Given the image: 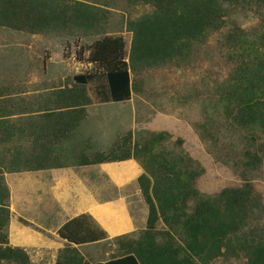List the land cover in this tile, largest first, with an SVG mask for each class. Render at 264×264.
<instances>
[{
  "label": "trees",
  "instance_id": "trees-1",
  "mask_svg": "<svg viewBox=\"0 0 264 264\" xmlns=\"http://www.w3.org/2000/svg\"><path fill=\"white\" fill-rule=\"evenodd\" d=\"M132 1L149 3L152 11L127 21L132 33L127 55L121 36L105 35L91 44L87 62L94 68L73 77L85 104L90 102L86 84L101 75L110 100L130 99V71L189 57L208 33L229 22L231 8L239 3L262 10L264 22V0ZM95 8L84 0H0V26L32 34L73 27L96 32L101 19ZM231 25L222 43L232 72L218 87V101L230 124L245 129L246 138L255 141L264 137V32L251 37ZM83 115L80 109L71 129ZM169 139L168 132L160 131L138 141L128 131L107 152L78 155L79 165L135 159L143 169L137 185L147 206L145 227L136 238L116 237L122 253L95 264H211L220 257L264 264V204L251 181L212 194L201 192L196 181L203 167L187 153L166 149L163 143ZM243 156L247 171L263 162V156L250 149ZM15 164L13 155H0V261L31 264L25 251L8 245L9 191L2 173ZM76 258H59L55 264H91Z\"/></svg>",
  "mask_w": 264,
  "mask_h": 264
},
{
  "label": "crops",
  "instance_id": "crops-1",
  "mask_svg": "<svg viewBox=\"0 0 264 264\" xmlns=\"http://www.w3.org/2000/svg\"><path fill=\"white\" fill-rule=\"evenodd\" d=\"M7 73L13 74L6 83L13 92L0 94V155H13L16 162L2 173L9 191L8 245L25 251L31 264L70 256L91 264L108 260L116 237L145 227L147 206L137 185L143 169L135 159L79 165L77 158L107 152L119 136L133 134L134 115L108 149L91 144L93 133L78 130L98 107L127 100H110L103 75L86 84L85 104L73 81L78 74L69 79L61 67H16ZM91 84L98 99L92 98ZM80 109L83 118L71 129Z\"/></svg>",
  "mask_w": 264,
  "mask_h": 264
},
{
  "label": "rangeland",
  "instance_id": "rangeland-1",
  "mask_svg": "<svg viewBox=\"0 0 264 264\" xmlns=\"http://www.w3.org/2000/svg\"><path fill=\"white\" fill-rule=\"evenodd\" d=\"M84 1L96 7L101 19L96 32L73 27L32 34L0 26V94L13 92V87L6 86L7 78L13 76L7 71L16 67L40 69L55 65L61 67L69 79L92 70L94 64H87L89 49L96 39L105 35L121 36L127 55L132 37L127 30V21L152 11L149 3L141 1ZM228 17L229 22L221 30L208 33L203 42L193 47L189 57L130 71V99L113 103L109 108L98 107V114L90 115L78 131L93 133L88 139L91 144L108 149L127 127L133 112V140L140 141L148 132H168L170 139L163 143L166 149L187 153L203 167L204 173L196 181L201 192L212 194L223 187L239 186L248 179L264 204V137H255L252 141L246 138L245 129L230 124L222 112L217 91L232 72L227 49L222 43L231 22L251 37H257L264 32L262 10L239 3L231 8ZM89 90L93 100L98 99L92 84ZM245 149L263 156V162L254 170L247 171L242 167ZM128 198L130 201L131 197ZM131 211L136 212L133 203ZM140 231L128 238H136ZM117 242L113 240V244L117 245ZM116 245L109 257L122 253ZM0 264L13 263L4 261ZM211 264L247 262L244 257H220Z\"/></svg>",
  "mask_w": 264,
  "mask_h": 264
}]
</instances>
